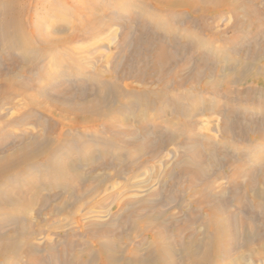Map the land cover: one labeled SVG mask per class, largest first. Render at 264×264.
I'll return each mask as SVG.
<instances>
[{
    "label": "rangeland",
    "instance_id": "374dc122",
    "mask_svg": "<svg viewBox=\"0 0 264 264\" xmlns=\"http://www.w3.org/2000/svg\"><path fill=\"white\" fill-rule=\"evenodd\" d=\"M262 2L245 27L145 0H0V156L50 140L45 156L65 165L41 155L0 177V264H93L96 238L142 259L157 238L189 264L184 245L210 236L211 206L230 224L216 264H264ZM12 77L25 88L4 92ZM110 89L113 123L59 112Z\"/></svg>",
    "mask_w": 264,
    "mask_h": 264
},
{
    "label": "bare ground",
    "instance_id": "6f19581e",
    "mask_svg": "<svg viewBox=\"0 0 264 264\" xmlns=\"http://www.w3.org/2000/svg\"><path fill=\"white\" fill-rule=\"evenodd\" d=\"M147 3H151L152 5H155L161 8H169L171 10L182 12V11H188V12H199V14H208V12L213 11L215 9L219 11H229L231 13L239 15L241 20L244 22L245 27H249L253 25L256 22V10L252 6L254 3H257L258 5H262V0H145ZM251 2V6L249 3ZM2 9V18H1V24L2 27L5 29H9L12 27L14 21L12 20V17L10 18V8L8 5L1 8ZM95 14V12H93ZM96 17V15H94ZM93 18V17H92ZM72 35L65 36V39L62 41H57L56 44H62L66 41H69L72 39ZM67 37V38H66ZM63 39V38H62ZM170 52L167 51V49H163L159 54H157V58L159 61V64H162L166 57L168 56ZM26 84L24 82L17 81L15 78H11L7 90L4 92H11L19 90L21 87L24 89ZM109 96L100 93L99 99L92 98L90 103L87 104H77L73 107H67V106H59V112H62L69 116H84L86 119H88L89 122L92 123V121H98V120H106L109 123L114 122L115 113L121 112L119 108L113 103L111 99V94L115 93L116 95H119V91L117 89H110L109 90ZM99 93V92H98ZM96 93V94H98ZM39 104V103H38ZM57 105V104H56ZM54 105V106H56ZM174 139V137H172ZM54 141L50 140H26L24 143H21L15 150H12L8 152L7 154L0 156V177L4 175L6 172H13L15 169L21 167L22 164L25 162H30L33 160H36L39 158V156L44 155L48 152L49 147L53 145ZM56 151L52 153V156L47 157L45 156V161L51 165L52 167L55 166L57 169L59 165L62 167L64 165V162L60 160L58 162V159L56 158ZM186 166H188V163H185ZM70 167V165H69ZM60 168V167H59ZM71 168V167H70ZM25 172L27 170L23 169ZM22 172V170H20ZM196 174V173H195ZM199 175V173H198ZM200 175L207 177L206 172H201ZM29 185H27L24 188V191H26L29 188L30 191L33 192L32 195L39 193L40 189L37 187V185L30 188ZM97 190V186L94 185L93 189L90 191L94 193V191ZM6 193V192H5ZM224 193V191H223ZM263 194L264 192H260ZM7 194V193H6ZM5 194V195H6ZM31 194V193H30ZM17 195V194H16ZM212 193L209 192L207 195L208 201L212 198H215ZM222 195V192H221ZM7 197V196H6ZM9 198V197H8ZM16 198L19 201H22L24 198L27 199L26 202L30 201L25 195L22 196H16ZM217 198V197H216ZM6 198L4 197L3 200H1V203H5ZM0 203V204H1ZM210 209H207L206 212L208 214L207 220L209 221L212 226H214L213 231H211V234L209 237H205L204 241L201 243L197 242V240H192L193 236H191V240H188L187 243L184 245V247L187 249L186 255L189 257L190 262L189 264H216L221 257V247H222V237L221 234L225 229L228 228L230 225L227 221V223H223L220 219H218L216 213L219 212L218 207H209ZM231 216L233 213H230ZM148 226V225H147ZM150 226V225H149ZM230 227V226H229ZM150 228V227H148ZM261 234V233H258ZM10 238V236H9ZM9 238H5V240H8ZM14 238V236H11V239ZM4 240V238H2ZM24 239V238H23ZM26 239V238H25ZM29 239V238H28ZM194 239V238H193ZM17 240V238L15 239ZM24 241V240H23ZM31 241H29L30 243ZM26 243V241H25ZM24 243V244H25ZM28 247L31 251L38 248L37 244H29ZM164 241L154 239V244H152L151 248L146 252V257L142 259L138 255V252L135 250L129 251V254L120 255L119 252L114 250L115 245L112 244L110 241L102 239V238H96L94 245H97V248L94 253L86 252L88 256V260H90L93 264H177L174 261L175 256L173 246L170 247L168 243L164 244ZM2 244V243H1ZM27 244V243H26ZM6 244L5 243L3 244ZM167 245V246H166ZM22 249V248H20ZM28 249V248H27ZM201 249V250H200ZM14 250H10L8 252L12 253ZM21 251V250H19ZM7 252V250H6ZM17 252V250L15 251ZM23 252V249H22ZM101 261V263H99ZM78 262V261H77ZM72 264V263H71Z\"/></svg>",
    "mask_w": 264,
    "mask_h": 264
}]
</instances>
